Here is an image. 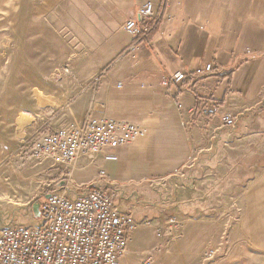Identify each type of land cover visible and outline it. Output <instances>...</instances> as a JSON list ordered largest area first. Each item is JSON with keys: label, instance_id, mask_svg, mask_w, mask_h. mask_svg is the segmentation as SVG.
Masks as SVG:
<instances>
[{"label": "crops", "instance_id": "0c3cea01", "mask_svg": "<svg viewBox=\"0 0 264 264\" xmlns=\"http://www.w3.org/2000/svg\"><path fill=\"white\" fill-rule=\"evenodd\" d=\"M146 1L36 0L26 13L28 20L72 33L69 47L84 48L85 59L111 63L101 77L73 73L59 84L68 103L54 111L52 123L68 127L92 113L145 129L110 155L82 158L74 182L90 184L104 170L98 183L105 187L107 179L122 192L117 203L139 224L123 264H153L147 252L158 229L125 193L136 199L149 182L165 178L177 185V207L199 211L211 204L245 264L257 255L264 264V0H158L157 29L128 53L135 37L123 24L137 18ZM209 64L212 69L202 73ZM176 71L186 73L184 84L164 87L162 75ZM226 113L235 125L223 121Z\"/></svg>", "mask_w": 264, "mask_h": 264}, {"label": "rangeland", "instance_id": "374dc122", "mask_svg": "<svg viewBox=\"0 0 264 264\" xmlns=\"http://www.w3.org/2000/svg\"><path fill=\"white\" fill-rule=\"evenodd\" d=\"M21 3L0 0V224L14 216L19 224L31 223L28 216H34L33 203L43 201L64 178L63 166L52 160L26 161L16 153L35 131L63 127L52 123L57 114L51 115L68 103L59 84L67 83L73 73L101 77L111 65L95 62V56L85 59L84 48L69 47L72 33L54 31L43 20H28L26 13H32L36 0H25V14ZM61 92L65 95H59ZM52 95L62 96V102L54 101ZM55 103L58 106H51ZM22 115L27 119L24 128L18 126ZM176 187L167 178L156 179L136 199L129 191L125 193V199H131L132 204L140 202L143 211L157 221L156 237L147 252L153 256L149 257L153 264H245L235 249V239H229L228 224L216 221L218 210L211 204L200 212L177 207ZM33 220L41 222V218ZM211 250L216 254L208 257ZM146 254L142 258L146 259ZM254 260V264L262 262L259 255Z\"/></svg>", "mask_w": 264, "mask_h": 264}, {"label": "built area", "instance_id": "2783aa9c", "mask_svg": "<svg viewBox=\"0 0 264 264\" xmlns=\"http://www.w3.org/2000/svg\"><path fill=\"white\" fill-rule=\"evenodd\" d=\"M158 0H147L137 12V18L125 21L123 28L135 37L126 52H133L143 44L136 42L149 28L141 22L160 19L156 13ZM163 1V0H160ZM162 3V2H161ZM209 64L202 73L209 72ZM187 75L183 71L164 73V87H179ZM54 111L51 112V115ZM228 125H235V117H222ZM145 129L128 120L98 117L89 113L82 122L68 127L35 131L22 142L25 160L50 159L64 169L66 182L52 188L40 204L41 222L19 224L12 217L0 224V264H123L139 224L131 211L120 208L123 194L114 183L101 178L90 184H76L73 174L84 157L110 155L116 149L132 144ZM189 165V164H188ZM180 177H187L180 171ZM48 195V196H47ZM208 257L216 252L209 251Z\"/></svg>", "mask_w": 264, "mask_h": 264}, {"label": "trees", "instance_id": "16d2710c", "mask_svg": "<svg viewBox=\"0 0 264 264\" xmlns=\"http://www.w3.org/2000/svg\"><path fill=\"white\" fill-rule=\"evenodd\" d=\"M159 22H160V19L153 20L147 26V28H149L148 31L144 32L143 35L136 42L145 45L147 43V40L149 39L150 35L153 34L155 32V30L157 29Z\"/></svg>", "mask_w": 264, "mask_h": 264}, {"label": "water", "instance_id": "95a60500", "mask_svg": "<svg viewBox=\"0 0 264 264\" xmlns=\"http://www.w3.org/2000/svg\"><path fill=\"white\" fill-rule=\"evenodd\" d=\"M65 182H66V180L63 179V180L59 183V185H63ZM47 196H48V195H47ZM40 204H41V203H40L39 201H36V202L33 203L32 208H33V213H34L35 217H39V216H40Z\"/></svg>", "mask_w": 264, "mask_h": 264}, {"label": "bare ground", "instance_id": "6f19581e", "mask_svg": "<svg viewBox=\"0 0 264 264\" xmlns=\"http://www.w3.org/2000/svg\"><path fill=\"white\" fill-rule=\"evenodd\" d=\"M24 116H26V115H22L18 118V126L21 128H24V126L27 125V123H26L27 119H24Z\"/></svg>", "mask_w": 264, "mask_h": 264}]
</instances>
